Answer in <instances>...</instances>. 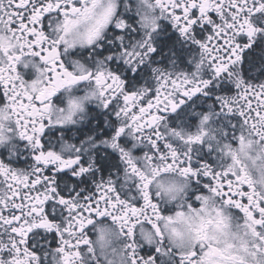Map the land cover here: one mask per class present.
I'll list each match as a JSON object with an SVG mask.
<instances>
[{
  "label": "clouds",
  "instance_id": "1",
  "mask_svg": "<svg viewBox=\"0 0 264 264\" xmlns=\"http://www.w3.org/2000/svg\"><path fill=\"white\" fill-rule=\"evenodd\" d=\"M186 2L0 0V264H264V28L221 59L213 15L175 19Z\"/></svg>",
  "mask_w": 264,
  "mask_h": 264
},
{
  "label": "snow or ice",
  "instance_id": "2",
  "mask_svg": "<svg viewBox=\"0 0 264 264\" xmlns=\"http://www.w3.org/2000/svg\"><path fill=\"white\" fill-rule=\"evenodd\" d=\"M12 3L16 9H25L27 8L29 3H32V0H12ZM177 3L179 4V0H177ZM246 3L247 0H230V3L228 4L226 10L223 4V0H217L215 18L212 17L213 22L211 23V28L209 29L210 33L213 34L208 36V40L209 43H212L215 40V42L219 44L222 49H224L221 59H223L224 56H228L229 52L234 51L235 47H238V45L233 44V40L228 36L229 33L233 32V29L239 30V40L246 41L247 38L250 37L254 31V22L255 25L264 28V24H261L258 20H255L254 17H252L251 19L247 18L249 17V14L253 12L254 9L256 10V13L258 15L261 14L260 10L264 9V0H261L259 5L255 3V0H253L252 8L248 9H245V7L243 6ZM49 7H51V5L45 6L43 8V11H47ZM40 12L41 8L37 7L36 5H33L32 12L27 17L24 16L23 11H16L13 13V15L18 18L20 27L25 28L26 20L35 21L40 15ZM181 12L184 13V16L180 15ZM198 12L201 17H203V20H207L208 17L211 16V13H207V10L203 4H201L200 7L197 9L196 0H187V2L182 8L177 9V15L175 19H183L186 25H191L192 28L195 29L198 24L202 23V20L196 19ZM241 14H243L246 19L241 20ZM216 21H222V23H218ZM233 34L237 35V33ZM262 39H264V37H262ZM197 43H200V41H197ZM237 59H239V57H237ZM217 71H219V69H217ZM261 103H264V101H261ZM249 107H251L250 102ZM241 115H243V113H241ZM257 115H259V113H257ZM37 159H39V157H37ZM38 183L39 182L37 181L36 184ZM241 195H243V193H241ZM18 196L19 193H17V196H14L13 199H16ZM19 198L21 200V203L19 205H15L14 210L23 214L25 208L24 201L28 200V196H19ZM46 199L47 196H45L44 199H41L40 194L37 193L34 199V206L32 207L33 214H36L39 211L47 212V205H45L44 209H39L35 207V205L44 204ZM30 203H32V201H30ZM59 203L64 204V199L61 198ZM258 211L260 213H264V206H260L258 208ZM12 219L15 221H20L21 215H15L14 217H12ZM52 219H54V217L46 216L45 219H43L39 224L30 225L29 230H31V228L39 229L51 227L50 221ZM22 230V228H13L14 232Z\"/></svg>",
  "mask_w": 264,
  "mask_h": 264
},
{
  "label": "flooded vegetation",
  "instance_id": "3",
  "mask_svg": "<svg viewBox=\"0 0 264 264\" xmlns=\"http://www.w3.org/2000/svg\"><path fill=\"white\" fill-rule=\"evenodd\" d=\"M211 15H213V17L215 18V14H211ZM166 27H170V25H166ZM206 34H210V31L208 33H206ZM158 39L160 40V44H159V47L157 49V52L153 53V57L159 55L161 52H163L164 49L169 48L170 46L175 49V41L178 39V34L173 31L169 35H167L166 37L158 38ZM110 47L111 46H107L106 45L105 48L102 51H100L98 54L102 55L104 52L109 51ZM258 47H259V42H257L256 44L253 45V48H258ZM85 51H87V50H85ZM182 51H183L182 49H178L177 50V54L180 56L181 60H183V55L181 54ZM250 53H251L252 56L256 55L254 52H252L251 49L245 50V52L243 53L245 62L248 61ZM161 62L163 63L164 61L162 60ZM139 73H140V69H138L136 74H132V73L129 72L128 76H129V78H132V79H138L139 78ZM98 119H99V117H98ZM101 123H102V120H101ZM58 131H59V129L53 130L51 132L46 130L45 136L55 137L58 134ZM42 142L47 143V141L43 140V138H42ZM113 159H115L114 156H113ZM19 162L23 163V161H19ZM98 163H101L102 169H107L109 167V161H107V160H104L103 162L98 160ZM50 174H51L50 171H45V175H50ZM60 178L61 179H64V178L72 179L71 177H68L67 174H63ZM229 178H231V177H229ZM244 202H246V200ZM41 239L43 240L44 237L41 236ZM48 239H49V243L52 244V246H55L54 234H52ZM30 243H32V241H30ZM34 250H38V248L34 249ZM149 254H150V252H149Z\"/></svg>",
  "mask_w": 264,
  "mask_h": 264
}]
</instances>
